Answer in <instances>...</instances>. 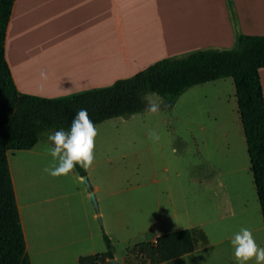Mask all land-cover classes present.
I'll return each instance as SVG.
<instances>
[{
	"label": "rangeland",
	"instance_id": "1",
	"mask_svg": "<svg viewBox=\"0 0 264 264\" xmlns=\"http://www.w3.org/2000/svg\"><path fill=\"white\" fill-rule=\"evenodd\" d=\"M230 48L202 47L164 59ZM126 73L119 79L134 72ZM146 98L162 99L154 94L145 96L147 102ZM97 129L93 165L83 169L90 189L75 169L60 178L44 172L52 162L47 139L52 131L30 151L7 153L23 207L31 264H89L91 257L106 252L103 233L111 241L116 264H144L138 245L183 230H192L194 252L165 264H236L227 240L239 231L236 219L213 222L219 216L213 193L242 192L254 214L261 212L252 174L244 170L249 159L231 78L188 89L170 110L157 114L144 110L105 121ZM150 129L159 133V142L149 140ZM233 168L240 173L231 175Z\"/></svg>",
	"mask_w": 264,
	"mask_h": 264
},
{
	"label": "crops",
	"instance_id": "2",
	"mask_svg": "<svg viewBox=\"0 0 264 264\" xmlns=\"http://www.w3.org/2000/svg\"><path fill=\"white\" fill-rule=\"evenodd\" d=\"M232 4L236 26L226 0H15L5 59L21 94L57 99L104 88L125 71L134 72L131 77L140 71L137 66L145 69L178 52L230 48L236 34L264 35V0H232ZM42 69L47 80L40 78ZM259 78L264 97V69ZM245 149L247 155L246 142ZM244 170L250 171V163ZM240 171L233 168L230 174ZM213 198L219 213L213 222L236 219L239 231L250 229L256 244L264 247L262 216L254 214L248 195L223 189ZM16 200L28 255L23 207ZM230 208L237 210L234 216Z\"/></svg>",
	"mask_w": 264,
	"mask_h": 264
},
{
	"label": "trees",
	"instance_id": "3",
	"mask_svg": "<svg viewBox=\"0 0 264 264\" xmlns=\"http://www.w3.org/2000/svg\"><path fill=\"white\" fill-rule=\"evenodd\" d=\"M233 18L232 0H226ZM15 0H0V264H31L7 153L30 151L41 136L71 124L76 111L86 108L97 126L116 118H129L145 110V96L154 94L174 107L188 89L231 78L247 147L250 172L264 224V97L259 71L264 69V35L236 34L230 49H203L182 57L161 59L111 86L47 99L18 92L5 59V39ZM80 177L85 171L77 166ZM106 252L88 260L106 264L114 260L110 239L103 233ZM144 264H165L195 250L192 230L158 237L154 243H142ZM83 259L80 260V262ZM87 262V260L85 261Z\"/></svg>",
	"mask_w": 264,
	"mask_h": 264
},
{
	"label": "clouds",
	"instance_id": "4",
	"mask_svg": "<svg viewBox=\"0 0 264 264\" xmlns=\"http://www.w3.org/2000/svg\"><path fill=\"white\" fill-rule=\"evenodd\" d=\"M41 80H47L45 70H41ZM147 100V98H146ZM169 107L161 99L147 100L145 113L157 114ZM98 135L97 126L91 120L88 110L81 108L72 117L71 124L67 130L59 128L48 135L49 154L52 157L51 164L44 169L52 178L68 176L77 166L89 170L94 162L95 138ZM148 138L154 144L159 142L161 137L155 130L148 131ZM175 149H173V152ZM229 214L234 216L235 211L229 209ZM231 245L234 249L236 264H248L254 260L255 264H264V247L256 244L252 232L248 228H241L231 238ZM110 260L106 264H110Z\"/></svg>",
	"mask_w": 264,
	"mask_h": 264
},
{
	"label": "water",
	"instance_id": "5",
	"mask_svg": "<svg viewBox=\"0 0 264 264\" xmlns=\"http://www.w3.org/2000/svg\"><path fill=\"white\" fill-rule=\"evenodd\" d=\"M82 180L86 184L87 188L90 189V184L87 181V179L85 177H83ZM90 198L95 203V198H94V195L93 194H90ZM110 264H116V262L114 260H111Z\"/></svg>",
	"mask_w": 264,
	"mask_h": 264
}]
</instances>
